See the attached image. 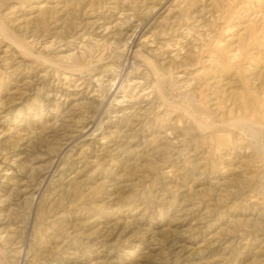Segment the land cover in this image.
Here are the masks:
<instances>
[{
    "label": "rangeland",
    "instance_id": "1",
    "mask_svg": "<svg viewBox=\"0 0 264 264\" xmlns=\"http://www.w3.org/2000/svg\"><path fill=\"white\" fill-rule=\"evenodd\" d=\"M0 264H264V0H0Z\"/></svg>",
    "mask_w": 264,
    "mask_h": 264
}]
</instances>
